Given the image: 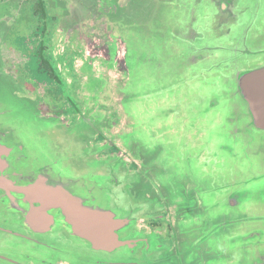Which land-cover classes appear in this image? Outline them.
Returning <instances> with one entry per match:
<instances>
[{
    "label": "water",
    "instance_id": "1",
    "mask_svg": "<svg viewBox=\"0 0 264 264\" xmlns=\"http://www.w3.org/2000/svg\"><path fill=\"white\" fill-rule=\"evenodd\" d=\"M121 1H104L98 9L100 29H91L89 38L86 29L84 38L89 59L99 57L97 63L106 60L114 67L112 78L122 85L112 89L121 92L122 112L115 109L107 117L106 111L93 110L78 123L92 137L109 131L104 123L122 121L127 132L118 138L138 168L128 169L123 159L92 158L91 164L83 162L84 168L99 172L69 176L59 173L54 163L56 170L53 164H41L39 178L28 184L0 175V256L4 253L8 263L39 257L30 240L35 233L25 230L21 235L18 226L23 221L36 229L35 223L45 220L71 230L65 245L77 253L112 264H151L148 254L141 258L139 248L155 253V264H167L164 242L155 233H141L136 224L170 207L176 226L187 228L177 236L173 254L179 260L174 256L171 264H264L259 258L264 251V198L253 204L258 203L255 196L250 208L242 210V200L251 197L247 188L264 185V0ZM102 25L111 29L108 35L101 34ZM97 78L101 87L107 85L104 74ZM26 101L14 89L9 97L0 96V166L9 153L27 152L36 158L25 136H43L47 144L60 130L54 118L40 116L37 108L39 114L28 115ZM134 102L144 105L142 113L132 109ZM192 104L199 108L196 115ZM208 115L221 119L219 142L212 146L201 140L198 129ZM76 125L63 135L70 138ZM86 144L80 158L94 152ZM221 176H228L225 182ZM225 187L241 192L236 210L227 214L214 209V204L220 207L216 193ZM114 191L119 196L111 206L108 195ZM4 228L18 235L10 237ZM209 232L214 240L217 235L225 239L219 241L220 254L202 237ZM239 251H246L245 261Z\"/></svg>",
    "mask_w": 264,
    "mask_h": 264
},
{
    "label": "flooded vegetation",
    "instance_id": "2",
    "mask_svg": "<svg viewBox=\"0 0 264 264\" xmlns=\"http://www.w3.org/2000/svg\"><path fill=\"white\" fill-rule=\"evenodd\" d=\"M82 1L81 7L84 6V14L77 15L80 13L81 7L76 9L77 11L73 14L71 11L72 0H0V57L3 68L1 72L6 71L4 70V66L10 71L0 73V96L9 97L11 89H14L21 99H27L25 105L30 109V113H27L28 115L35 114L37 108L40 113H44L39 114L36 112L37 114L54 118L57 124L65 126L66 129L71 128L69 124L71 118V94L69 93L68 96H65L64 93L62 94L68 101L67 105L64 106L62 105V100H60L58 94L60 90L58 88L63 81L65 86L70 88L71 79L68 82H66V79L62 80L65 74L61 73L63 70L58 67V64L61 59L59 54L63 53L62 56H64V59H68V63L71 66V47L64 48L62 47V43L68 37L71 38V20H74L77 25L88 23L94 17L96 3L99 1L103 3L106 0ZM21 53L25 57L27 56V60H21L19 58ZM69 64L67 66L71 70ZM23 114L26 116V113ZM59 119L67 120L68 124L60 123ZM86 146L91 148V153L94 151L91 154V158L94 160H121V157L117 155L119 151L117 149L118 146L116 144L109 145L105 135L101 132L94 133ZM23 154L22 152H14L4 156L3 159L7 167L3 171H0V175L17 184H28L36 181L40 176L37 174L39 166L42 164L40 163V158H38L39 161L34 157L28 159V167L23 170L25 164L21 159L24 158ZM26 156L29 157L27 153ZM5 166H0V169H3ZM123 166H127L133 170L138 168V164L134 161L128 164L124 163ZM62 176L64 177V175ZM221 177L222 181L225 182L224 179L228 176ZM216 195L219 197L217 205H220V207H216L214 204V209H220L222 210L220 212L227 214L226 212H230L231 209L236 210L237 197L241 195V192H236L235 189L233 192L226 188L225 191L217 192ZM242 206V210L246 212L250 206H247L246 198L242 200ZM43 221L44 223L42 222L41 224L38 222L35 223V227L37 226L36 229H32L31 227L27 228L23 221L20 222L22 225L19 224L18 227L21 235H26L25 230H30L32 233H35L30 240L38 247V251L40 252L39 257H41V254L44 257L39 258L37 254L36 257L30 260L23 257L17 262L14 258V262L11 259L10 263H8L6 255L1 253L0 264H112L107 259L104 260L105 258H93L86 253L76 254L77 252L75 251L71 252V249L65 245L67 240H71V232H68V227L65 224H56V222L49 224L45 220ZM177 221L178 219L174 209L168 207L157 213L142 217L137 222L136 228L141 233H155V235H158L164 242L165 252H168L167 260L172 261L174 256L177 258V255L173 254L176 252V244H178L177 236L178 234H182V230L187 231L186 227L181 229L179 226H176ZM180 221L183 222L182 217H180ZM247 225L250 229V237L251 222ZM38 226H42L44 229H41V231L38 229ZM1 231L5 233L9 232L10 237L12 234L18 235L16 231L12 233V231H8L5 228L1 229ZM44 232H46L45 234L47 236L40 235ZM210 234L209 232L208 236V233H206L202 237L213 242L216 254H220L222 249L218 246L219 241L224 242L225 239H222V237L219 238L217 235L216 240H214V238H210ZM221 235L223 234L221 233ZM43 237L46 238L43 239ZM9 241L11 242L10 239ZM249 241L250 238L247 241V245ZM215 242H218L217 245H215ZM47 252L49 253L48 255H46ZM137 252L140 253L141 258L145 254H148L151 258V264H155V253L152 256L150 251L147 252V249L139 248ZM238 254L240 260L245 261V258H247L246 251H239ZM263 254H261V257H258L264 260ZM46 257L51 260H46ZM169 261L167 264H171ZM126 264L129 263L126 262Z\"/></svg>",
    "mask_w": 264,
    "mask_h": 264
},
{
    "label": "rangeland",
    "instance_id": "3",
    "mask_svg": "<svg viewBox=\"0 0 264 264\" xmlns=\"http://www.w3.org/2000/svg\"><path fill=\"white\" fill-rule=\"evenodd\" d=\"M124 1L131 2V0H122L120 3L122 4L124 3ZM82 3H83L82 0H72L71 11L73 12V14L77 11L76 9H79V7H81ZM104 5L105 4L101 2L96 3V11H95L94 17L88 23L77 25L75 24L74 20H71V38L68 37L62 43L63 44L62 47L64 48L71 47V66L68 63L69 62L68 59L67 58L64 59V56H62L63 53L59 54L61 56V59L59 60L60 62L58 64V67H60L61 70H63V72L61 71V73L65 74V77H63L62 80L66 79V82H68L71 79L70 88L65 86L64 81L63 83H61V86L58 88L60 90L58 91L59 92L58 94H59L60 100H62L63 102L62 105L64 106L67 105L68 101L65 97L62 96V94L64 93L65 96H68L69 93L71 94V118H70L69 124L71 126H74L75 123L77 122L76 128H73L71 131V137L69 138L63 135L64 132L65 133L67 132L65 131L66 127L62 125L60 126L59 124L57 125H58V129L60 130L59 132L55 131L52 134V136L49 137L50 143L44 144L43 136H40V135H35L31 133V136H25L27 139V146H28L29 152L35 155L36 158H40V163L53 164L54 170H56V165L59 164V168L57 166V170L69 176L76 175V174L85 175L86 173L91 174V173H96L100 171L99 169L89 171L88 168H84L83 162L89 163V164L92 163L93 159L91 157H88V158L79 157V154L81 153V149H82V143L84 142V144H86L91 139V136L87 132L82 131L84 127L78 123V119H80L81 116H86V115L91 114L93 110L94 111L100 110L101 112L106 111L107 117L115 115L116 114L115 109H117L118 112L120 111L122 112V108L120 105V95H121L120 93L121 92H118V90L114 91L112 89V86L119 87L120 85H122L121 82L118 83V81L115 80V77L112 78L115 72H111V70H113L114 67L108 66L106 64L107 62L106 60H105V63L104 62L101 63V61H98L99 63H97L96 59H98L99 57L95 59H89V57H87L85 53L86 52L85 51V43H86L85 41L86 40L84 38L85 37L84 31L87 29V37L89 38V36L92 34V32H90L91 29H97V30L100 29V27H98L99 29L97 28V23L99 21L98 20V9L101 7H104ZM84 10H85L84 6H82L80 9V13L77 15L84 14ZM76 17H79V16H76ZM104 30L106 31V33L104 32ZM110 30L111 29L109 27L105 29V27L103 26V29L101 30L102 31L101 34L104 36L108 35ZM26 57L22 53L19 55V58L21 60H27ZM68 64L71 70L68 68L67 66ZM121 67H123L122 63H121ZM4 70H6L7 72H10L6 68V66H4ZM103 74L105 75L107 79L106 81L107 85L101 87L99 84L100 80L97 77L103 76ZM125 77L121 79L123 83L126 81ZM188 89L191 90L190 87H188ZM92 96L94 98H91ZM97 97L99 99L101 98V100L96 101L95 102L96 104H95L94 100H96ZM192 105L194 106L195 104H192ZM131 107L135 112L139 114L143 112L144 105L140 104L139 102H134V103H131ZM193 108L194 109L192 110V112L196 115L199 108L196 106H194ZM211 113L216 114L218 112L216 113L211 112ZM41 114H44V113L41 112ZM179 114H182V111ZM122 116H123V113H122ZM219 116L220 115H216V116L208 115L205 118V120H203L202 125L200 124V122H198V129L200 128L202 130V134L204 135V137L201 140H206L211 146L219 142V140H217L218 137L216 134L217 131L219 130L218 122L221 120ZM59 121L60 123L63 122L66 125L68 124L67 120L59 119ZM103 125L106 127V129L109 130V131L105 130V132H103L105 137L110 138V140L106 138L109 141L108 142L109 145L116 144L118 146L117 149L119 150L117 152V155L121 157V159H123L124 162L127 164L129 162H132L131 157L128 154V151L123 147L122 141L118 138L119 135L123 136L124 133L126 134L127 132V128L123 127L122 121L120 122V120H118L117 125L114 124L113 126H109L106 123H104ZM26 126H27L26 124H21L20 127H26ZM53 127H56V126L53 124ZM48 134L51 135L50 133ZM26 153L27 152H24L23 154L24 158H21L25 162L23 170L27 169L28 167L27 166V162L29 163L28 159H30L31 157H34L31 155L27 157ZM80 169H82L83 171H79ZM122 188H125V187L122 185ZM252 188H247V194L251 196L250 198L247 199V206L251 205L253 198L255 196L258 199V203L256 200H254L253 204H259V201L262 200V198H264V185H262V182L258 184L257 190H254V189L252 190ZM114 192L115 193L113 196L115 197L108 195L111 206H114V199L116 198V196L117 197L119 196V192H116V191ZM71 252H74V251L71 250ZM76 254H80V253H76ZM89 256L96 258L92 255H89Z\"/></svg>",
    "mask_w": 264,
    "mask_h": 264
}]
</instances>
